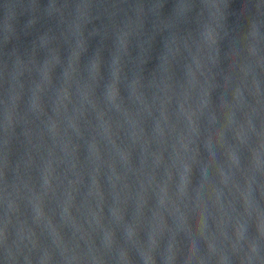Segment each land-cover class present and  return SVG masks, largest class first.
<instances>
[{"label":"water","instance_id":"obj_1","mask_svg":"<svg viewBox=\"0 0 264 264\" xmlns=\"http://www.w3.org/2000/svg\"><path fill=\"white\" fill-rule=\"evenodd\" d=\"M3 2L0 264H240L252 245L251 264L264 260V107L246 93L237 108L208 60L190 85L187 52L169 71L162 41L190 0H12L7 14ZM243 4L229 7L238 31Z\"/></svg>","mask_w":264,"mask_h":264},{"label":"clouds","instance_id":"obj_2","mask_svg":"<svg viewBox=\"0 0 264 264\" xmlns=\"http://www.w3.org/2000/svg\"><path fill=\"white\" fill-rule=\"evenodd\" d=\"M94 0H90L91 3ZM191 7L186 13V19L178 25V30L175 36L172 37L169 43L163 42V47L171 53V59L168 61L169 71H172L176 62L183 59V53L187 52L190 62H185L183 65L184 74L190 77L189 84L194 85L197 81L196 73L200 72L203 75V69L205 67V60L210 61L213 66V77L221 74L222 83L221 88H226L229 83H234V87L231 92V100L234 105L239 108L245 103V94L247 93L252 97L256 109L264 107V98L261 96V82L264 81V0H244L241 11L238 15L244 19L242 28L238 31L237 26L229 23V7L231 0H215V2L209 3V0H190ZM12 5V0H4L3 10L5 14L8 13ZM250 6V9H248ZM164 4H161V9ZM175 7V3H174ZM210 9V10H207ZM247 11V14L245 12ZM63 13H61L62 15ZM90 16H82L81 23H77V30L83 35L86 26L92 23ZM36 21L31 20L27 23L28 27H35ZM194 24L193 30H189L187 26ZM9 31L12 32L17 39L16 29L9 27ZM167 31V29H165ZM38 36L37 40L43 38ZM12 40L11 37L6 38L5 43L9 44ZM122 47H127L123 40L120 41ZM170 45L174 46L169 47ZM222 45H226V48L222 49ZM183 49V52H182ZM18 52V51H17ZM160 55L157 56L159 64ZM226 62V63H225ZM195 69V71H194ZM168 85L165 84V89ZM204 96L210 97L211 93L205 90ZM115 98V90H110L109 99ZM187 94H185V100ZM207 107V101L201 100L200 108ZM254 109V110H256ZM181 112L185 115L189 129L191 133H196L197 129L194 126L193 118L196 116V112L188 109L185 111L183 104L180 106ZM163 115V113H162ZM228 123H232V116L229 113L226 116ZM251 127V125H249ZM162 134V133H161ZM236 139L241 140V134L238 132ZM188 142H185V138L182 136L179 140L180 148L183 151L188 150ZM127 159L126 157H124ZM229 161L236 165L237 160L234 155L229 153ZM191 171L188 164L183 165V171L181 173V184L179 187V193L185 194L187 185V174ZM47 179L45 183L47 184ZM164 189H162V192ZM166 194V193H165ZM164 199L160 200V205L163 206ZM67 212V209H65ZM39 216V210L37 211ZM201 231L204 227L203 220L201 219L199 225ZM131 235V232H129ZM237 240L240 239V231L236 233ZM211 251V245L208 246ZM188 250L191 253V243L188 245ZM249 252L251 256L246 257L240 261V264H251L252 257L256 256L257 247L255 245L250 246ZM220 264H224L223 259ZM259 264H264V260H261Z\"/></svg>","mask_w":264,"mask_h":264}]
</instances>
